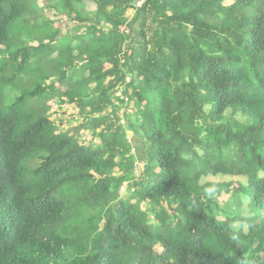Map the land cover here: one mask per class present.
Listing matches in <instances>:
<instances>
[{
    "label": "trees",
    "instance_id": "16d2710c",
    "mask_svg": "<svg viewBox=\"0 0 264 264\" xmlns=\"http://www.w3.org/2000/svg\"><path fill=\"white\" fill-rule=\"evenodd\" d=\"M139 2L0 0V264H264V0Z\"/></svg>",
    "mask_w": 264,
    "mask_h": 264
},
{
    "label": "rangeland",
    "instance_id": "374dc122",
    "mask_svg": "<svg viewBox=\"0 0 264 264\" xmlns=\"http://www.w3.org/2000/svg\"><path fill=\"white\" fill-rule=\"evenodd\" d=\"M233 1L234 0H226V4L227 5H230L231 3H233ZM88 8L90 9V10H94L95 9V6H94V4L93 3H91L90 1H88ZM40 5H41V16L43 17V19L44 20H52V19H54L55 21H58L57 23H56V26H61L62 27V33H63V35H65V34H69V35H74V34H76V33H81V32H78L77 30H76V27L74 26V24H72V25H67V19L66 18H62V17H59V18H54V14H53V12L52 11H48L47 9H46V5H45V3L43 2V1H41L40 2ZM43 10V11H42ZM134 13H132L131 11L127 14V16H132ZM62 21V22H61ZM61 22V23H60ZM63 26H62V25ZM82 32H84V30L82 31ZM15 65H16V63H11V65H10V72L11 73H13L14 72V70H15ZM18 88L20 89L21 88V85L19 84L18 85ZM126 109V108H125ZM125 109H122V110H125ZM120 111L121 112V117H123L124 116V118H121V120L123 119V121H122V124H123V126H127L126 124L128 123V118H127V116H129V115H132L133 113H126L125 111ZM125 112V113H124ZM128 135L129 136H131V141H136L137 142V140H136V138H134L133 137V133L132 132H128ZM137 144H138V142H137ZM137 147V146H136ZM138 150H139V152H140V157L139 158H136V160H137V163H136V165H141L142 163H143V161H144V158H145V154H144V151H143V147L140 145V144H138ZM139 177V176H138ZM136 178V177H135ZM239 179H237V178H234V179H231V178H225V177H219V178H214V177H209V178H206L205 180H204V182H216V183H222V184H224V183H230L231 181H238ZM127 186H128V183H126V184H124V186H123V188L121 189L122 190V194H124V195H126V194H128V192H127ZM218 201L220 202V203H222V204H228L229 203V196H228V194L227 193H223L220 197H219V199H218ZM236 251H230V252H225L224 254H225V256H230L232 253H235Z\"/></svg>",
    "mask_w": 264,
    "mask_h": 264
},
{
    "label": "built area",
    "instance_id": "2783aa9c",
    "mask_svg": "<svg viewBox=\"0 0 264 264\" xmlns=\"http://www.w3.org/2000/svg\"><path fill=\"white\" fill-rule=\"evenodd\" d=\"M144 1H145V0H141V2L138 3V6H141V4H142ZM139 167L142 169V168L146 167V165H145V164H141V165H139ZM140 171H141V170H139V168H137L135 174H136V175H140Z\"/></svg>",
    "mask_w": 264,
    "mask_h": 264
}]
</instances>
